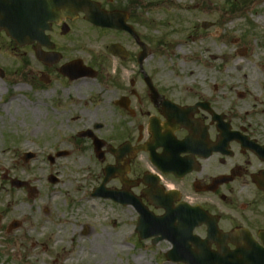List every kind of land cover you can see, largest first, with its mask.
I'll return each mask as SVG.
<instances>
[{
  "label": "flooded vegetation",
  "instance_id": "flooded-vegetation-1",
  "mask_svg": "<svg viewBox=\"0 0 264 264\" xmlns=\"http://www.w3.org/2000/svg\"><path fill=\"white\" fill-rule=\"evenodd\" d=\"M92 1L131 30L75 13L48 21L42 36L29 31L24 46L0 34L7 41L0 60L6 91L24 90L30 117L58 124L57 133L80 149L79 141L91 146L93 180L107 177L110 189L129 193L154 216L166 213L154 203L187 205L188 252L264 251V92L248 101L237 89L226 108L227 94L217 100L220 83L191 95L163 71V42L155 46L144 35L143 0Z\"/></svg>",
  "mask_w": 264,
  "mask_h": 264
},
{
  "label": "rangeland",
  "instance_id": "rangeland-1",
  "mask_svg": "<svg viewBox=\"0 0 264 264\" xmlns=\"http://www.w3.org/2000/svg\"><path fill=\"white\" fill-rule=\"evenodd\" d=\"M142 4V31L155 46L158 40L163 42L161 65L169 71L171 84L185 83L197 96L196 92L220 83L217 100L225 99L221 93L229 98L222 108L229 106L237 89L248 93V101L264 92V0H143ZM205 21L214 27L204 30ZM6 44L0 39V60L8 56ZM9 91L0 82V264H58L57 259L60 264H169L164 260L170 249L167 243L153 246L138 239V214L132 207L92 197L101 181L92 179L98 166L91 146L79 141L80 149L57 133L58 124L30 117L24 90ZM189 94L191 102L197 99ZM4 102L11 105L3 106ZM61 150L72 155L51 165L47 157ZM26 152L36 154L37 160L24 165ZM49 176L59 182L50 183ZM13 180L28 182L36 195L30 197L26 187H13ZM17 193L24 197L29 213L41 215L53 228L43 230L39 222L26 236L23 222L9 218L8 201ZM46 197L50 205L41 206ZM15 224L19 226L14 228ZM59 228L62 236L56 240ZM103 233L105 242L99 240Z\"/></svg>",
  "mask_w": 264,
  "mask_h": 264
},
{
  "label": "water",
  "instance_id": "water-1",
  "mask_svg": "<svg viewBox=\"0 0 264 264\" xmlns=\"http://www.w3.org/2000/svg\"><path fill=\"white\" fill-rule=\"evenodd\" d=\"M70 2H73L72 5H74L76 9L69 7L71 6L69 5ZM73 12H85L87 19L93 23L95 22V24L99 26H118L109 14L101 12L98 5L91 0H0V32H5L8 37L16 40L19 45H25L28 29L33 30L34 35H42L46 28L45 22L54 19L56 13H64L68 16ZM211 26L212 25L209 23L203 24L204 28H209ZM32 157V155L25 156V161L27 162ZM50 180L52 183L56 182L53 177H51ZM105 183L106 182H104L102 187L96 191V196H105L104 193H109L108 191L104 192ZM17 185L18 187H22L25 184L17 183ZM32 191L34 192L35 189H32ZM114 194L115 193H113V195ZM144 220L145 219L141 217L137 229L140 235L146 233L150 228V226H148L147 228L142 229ZM149 236L152 235H148V237ZM156 242H158V240ZM178 251L179 250L176 248L170 251L167 255L168 259L177 261L175 256L176 253H180L181 256L185 255V252ZM236 254L241 255L243 252L237 251ZM206 258H209V261L211 259V262L205 264H225L219 259L218 261H215V258L213 257ZM240 263L245 262L240 260Z\"/></svg>",
  "mask_w": 264,
  "mask_h": 264
},
{
  "label": "bare ground",
  "instance_id": "bare-ground-1",
  "mask_svg": "<svg viewBox=\"0 0 264 264\" xmlns=\"http://www.w3.org/2000/svg\"><path fill=\"white\" fill-rule=\"evenodd\" d=\"M4 192V191H3ZM25 199L22 197L19 193L15 194V196H10L8 201V210H9V218L11 221H21L24 224L25 229V235L27 236V233L31 230H36V226L39 225V222L42 223L41 229H48L53 228V225L49 224L44 217L41 215H37L35 213H29L24 206ZM50 203L47 200V197L45 201H41V206L48 207ZM51 230V229H50ZM60 233L56 235V240H59L62 236L61 230L59 228ZM100 241L105 242L106 241V233H103L99 237ZM58 246H56L57 248ZM67 256V253L63 254L60 258L65 259ZM58 264H60L59 259L56 261Z\"/></svg>",
  "mask_w": 264,
  "mask_h": 264
}]
</instances>
